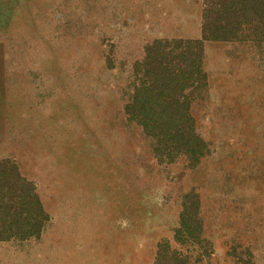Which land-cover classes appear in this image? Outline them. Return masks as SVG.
Listing matches in <instances>:
<instances>
[{"label": "rangeland", "instance_id": "374dc122", "mask_svg": "<svg viewBox=\"0 0 264 264\" xmlns=\"http://www.w3.org/2000/svg\"><path fill=\"white\" fill-rule=\"evenodd\" d=\"M200 26V0H0V161L45 215L38 236L0 242V264H155L159 244L180 250L186 210L209 264L248 242L264 264V46L203 44L206 83L185 93L206 153L191 167L156 160L124 113L148 48L193 72Z\"/></svg>", "mask_w": 264, "mask_h": 264}, {"label": "trees", "instance_id": "16d2710c", "mask_svg": "<svg viewBox=\"0 0 264 264\" xmlns=\"http://www.w3.org/2000/svg\"><path fill=\"white\" fill-rule=\"evenodd\" d=\"M202 5V37L185 41L190 56L187 66L193 72L170 66V53H152L148 48L143 60V82L124 107L127 119L151 139L156 160L171 162L182 157L190 167L206 153V145L196 133L189 113L191 93H185L194 85V91L204 85L200 66L204 42L264 43V0H202ZM212 13L215 18L211 21ZM195 217L189 210L181 213L173 238L180 250H171L165 242L159 244L155 264H209L212 248L202 239L200 221ZM44 221L34 186L19 174L15 164L0 161V242L36 237ZM237 247L243 252L236 254L235 247L227 252L234 264H252V244Z\"/></svg>", "mask_w": 264, "mask_h": 264}, {"label": "crops", "instance_id": "0c3cea01", "mask_svg": "<svg viewBox=\"0 0 264 264\" xmlns=\"http://www.w3.org/2000/svg\"><path fill=\"white\" fill-rule=\"evenodd\" d=\"M201 2V26L199 27V34L197 36H195V40H200L202 37V23H203V5H202V0H200ZM220 44L223 45H233V46H237V45H242V46H246L247 49L251 50V45L253 46L254 44H252L249 41H237V42H219ZM204 44H207L206 42H204ZM209 44V43H208ZM259 46H261L259 44ZM264 46V43H262V47ZM262 48L257 49L258 51L261 50Z\"/></svg>", "mask_w": 264, "mask_h": 264}]
</instances>
